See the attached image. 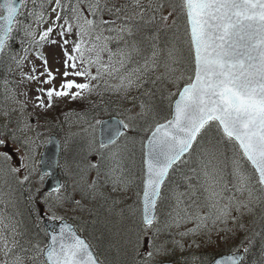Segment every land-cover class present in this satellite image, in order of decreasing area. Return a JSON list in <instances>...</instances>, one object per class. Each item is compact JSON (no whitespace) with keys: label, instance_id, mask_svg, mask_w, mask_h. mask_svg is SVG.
Here are the masks:
<instances>
[{"label":"trees","instance_id":"1","mask_svg":"<svg viewBox=\"0 0 264 264\" xmlns=\"http://www.w3.org/2000/svg\"><path fill=\"white\" fill-rule=\"evenodd\" d=\"M42 1L45 2L36 0L35 4L40 7ZM101 3L104 5L102 19L107 21L103 25V35L111 37L107 41L108 48L113 53L123 51L130 55L125 58L124 67L120 71L112 72L111 75L105 73L99 79L106 77L104 83L93 81V94L70 105L60 106L53 103L54 108L52 107L48 121L55 126L53 132L62 140L60 172L64 184L58 193L50 196L63 191L62 202L82 207L85 215L80 218V230L103 264H145L141 255L146 241L141 217L144 143L157 123L165 122L171 117L177 94L170 96L166 89L169 65L180 70L176 77L179 91L189 82V76L194 75L193 51L187 17L181 7L182 0H101ZM160 5L163 7H159ZM21 17L22 15L19 16ZM162 17H168L167 21ZM121 27L124 28L123 31H120ZM16 34L17 31H14L13 39L8 42L0 58V114L2 108L8 106L7 89L9 84H13L12 60L19 49ZM72 35L76 38L75 30ZM101 55L102 62L108 64V52ZM120 58L115 55L113 61H119ZM114 66L120 67L119 63ZM134 69L138 71L133 72ZM122 78L125 85L128 78L133 83L127 87L121 86ZM128 113H135L134 118L138 125L124 135L118 142L120 144L122 141L120 146L115 144L106 148V151L120 148L119 152H115L119 157L117 161L122 164L123 177L139 193L133 201L117 212L111 210L108 203L99 196L95 185H90V172L94 170L102 174L104 162L107 160L106 154L99 159H93L94 153H101L105 149L97 146V150L92 153L90 145L97 140L100 120L115 115L125 118ZM19 122L20 120L15 122L9 117V122L6 123L0 118V139L14 142L15 137L12 134ZM2 146L3 144L0 148ZM4 154L0 151V237L7 241L12 251L9 257H5L3 244L0 243V264L15 255L23 256L24 261L31 264H40L42 256L35 261L31 257L36 255V245L44 247L48 244V233L43 219L58 214L52 210L47 211L48 205L44 200L47 194L36 186L34 175L25 171L23 166L13 163L11 159L6 160ZM238 165L243 168V173L253 176V182L259 191H264L257 182V174L242 157L238 147L223 136L222 130L214 122L206 126L191 152L173 167L164 183L157 204L156 223L160 229L150 238H172L169 225L179 214L184 215L187 212L189 216L200 218L202 211L213 212L204 191L206 170L218 172L225 186L224 202L227 198H232L236 177L234 172ZM13 168H18L19 171L13 172ZM25 175L29 176L27 181L23 179ZM95 192L97 193L93 194ZM261 201L264 203V198ZM131 210H136L137 216H132ZM120 217L127 219L123 226L129 227V234L119 240L117 222ZM68 220L79 228L77 223ZM248 223L240 242V249L245 252L242 264H264V208L257 209V217ZM205 255L210 257L208 262L204 260ZM217 255L220 253L199 251L194 260L189 254L183 259L171 261L178 264H208Z\"/></svg>","mask_w":264,"mask_h":264},{"label":"snow or ice","instance_id":"2","mask_svg":"<svg viewBox=\"0 0 264 264\" xmlns=\"http://www.w3.org/2000/svg\"><path fill=\"white\" fill-rule=\"evenodd\" d=\"M26 4L27 0H0V54L4 53L8 42L13 39V32L19 30L18 18L23 14L22 8ZM181 7L187 17L194 75L189 76V82L178 91L171 119L157 123L147 138L143 191L145 230L155 220L154 209L160 195V186L169 169L192 149L201 131L213 122L222 130L223 136L238 147L242 157L257 174V182L264 188V0H182ZM51 11L56 14L55 18L52 25L40 33L37 44L45 42L57 27L61 37L75 30L76 40L72 52L64 53L65 68L72 69V72L64 71V79L59 88L41 90L48 98V106H51L53 97L71 96L76 99L90 92L91 81L101 79L105 73L111 75L112 72L120 71L124 67L125 58L130 55L123 51L113 53L108 48L107 41L111 37L103 35V25L107 21L102 19L104 5L101 0H55ZM28 15L34 17L37 24L44 22L42 11L38 12L34 8ZM162 19L167 21L168 17ZM30 28L31 25H27L25 33L34 38L35 33ZM123 30L121 27L120 31ZM68 43L64 39L62 46ZM104 52L109 54L108 64L102 62L101 54ZM115 55L121 57L119 61H113ZM44 63L47 65L46 60ZM116 63H119V68L114 66ZM78 65L86 66L77 70ZM92 67L96 68L95 75L91 72ZM70 74L83 77L88 83L69 80ZM131 75L132 72L129 77ZM47 76L44 83L52 84L56 79L50 71ZM28 79L35 77L29 76ZM132 83V79L128 78L125 85L122 78L121 86L127 87ZM37 99L41 100L40 106H44L43 100L40 97ZM118 124L110 132L111 144H115L125 135V130L131 127L123 120ZM4 143L0 139V145ZM107 146L101 144V148ZM4 158L10 159L7 153ZM12 171L18 172L19 169L13 168ZM234 174L239 179V190H244L250 177L240 172L238 166ZM46 175L49 173L41 175V181ZM204 177V191L209 207L216 209L217 218L227 216L228 206L219 207L225 186L218 172L206 170ZM23 179L27 181L29 176L25 175ZM52 191L58 193L60 188H53ZM249 193L251 195L250 189ZM50 219L61 221L59 232L51 233L50 242L44 247L36 245V255L31 259L39 260L42 256L40 264H98L89 245L69 225L63 223L62 217L53 214ZM0 243L3 244L5 257H9L12 250L7 241L0 237ZM148 255L151 256V253ZM4 264H24V257L12 256L5 259ZM216 264H239V257L233 254L216 261Z\"/></svg>","mask_w":264,"mask_h":264},{"label":"rangeland","instance_id":"3","mask_svg":"<svg viewBox=\"0 0 264 264\" xmlns=\"http://www.w3.org/2000/svg\"><path fill=\"white\" fill-rule=\"evenodd\" d=\"M40 3H42L43 7L34 4L33 0H27L26 7L22 8L24 13L19 18L20 23L17 25L19 30L16 36L19 49L12 60L14 79L13 84H9V89H7L8 106L2 108L3 111L0 114V118L6 123L9 122V117L15 122L18 120L20 122L16 131L12 134L15 137V141H5L0 151L7 153L13 163L19 164L20 167L23 166L25 171L33 174L36 186L42 189L45 179L41 181L39 157L45 144L48 142L49 135L54 133L55 126L48 121V116L54 108L53 103H58L60 106L63 104L70 105L73 102L86 98L89 94H93L95 87L93 81H91L92 90L90 92H85L76 99H72L71 96L53 97L51 106H48V98L45 92L41 90H47L50 87L59 88V84L64 79V71L72 72V69L65 68L64 53L65 51L72 52L73 42L76 38L72 34L61 37L59 35L60 29L57 27L45 42L37 44L40 33L52 25V21L56 15L51 11L52 7L55 6V0H45V2L42 1ZM34 8L38 12H43L44 22L37 24L35 18L28 15V12ZM59 23L62 24L63 21ZM27 25H31L29 30L35 33L34 38L26 35L25 27ZM64 39L69 41L66 46H62ZM25 49H27V52H25ZM45 60L47 61V65L44 63ZM84 66L78 65L77 70H80ZM49 71L56 78L52 84L44 83L48 79L47 72ZM91 72L95 75L96 68L92 67ZM178 73H180V70L177 67L169 65L166 72V89L170 96L178 93V80L176 78ZM29 76L35 77V79H28ZM68 79L74 80L77 83H88L83 77L71 74L68 76ZM105 80L106 77L99 81L104 83ZM38 97L43 100L44 106H40L41 100L37 99ZM134 116L135 113H128L127 117L123 118L125 122L131 125L129 129L135 128L138 125ZM90 135L88 134V136ZM32 141L35 143H31ZM121 143L117 146H120ZM90 148L92 153L97 150L98 147L95 141L92 142ZM119 149V147H116L107 151L105 149L101 153L100 151L94 153L93 159H99L103 154H106L107 160L104 162L102 174L94 170L89 174L90 185H95L99 196H102L111 210L117 212H120L128 202L133 201L139 193L123 177L122 164L117 161L119 157L116 152H119ZM24 165H27V167ZM238 167L239 171L242 172L243 168L240 165ZM244 174L250 177L248 186L242 191L239 190V179L236 176L234 179V192L231 195L232 198H227L225 202L223 199L220 200L219 207L228 206L227 216L217 218L218 214L214 208H211L212 213L210 211L200 212V218L189 216L187 212L184 215L179 214L169 225L170 231L173 234V237L170 239L160 237L155 240L150 238L160 229L156 223L158 220L154 226L148 227L147 230L143 228V235L146 237V241H144L141 250V255H143L142 261L145 264H162L172 259H183L189 254H191L194 260L198 257L199 251L221 254L239 251L240 242L246 232L248 222L257 217V209L264 208V203L261 201L264 198V191H259L257 185L253 182L252 175L245 172ZM249 189L251 190V195ZM61 195H63V191L58 195H47L44 198L48 205L47 211H55L58 217L72 220L81 229L82 220L80 218L82 215H85L82 213V207L62 202ZM57 196L59 197L58 200L56 199ZM47 211L45 212L47 213ZM137 214L136 210H131L132 216H137ZM87 219H89V216ZM126 220V218L120 217L117 222V232L120 233L118 235L119 240L123 239L126 234H129V227L123 226ZM148 253H151V256ZM204 260L208 262L210 257L205 255ZM24 264L31 263L24 261Z\"/></svg>","mask_w":264,"mask_h":264},{"label":"water","instance_id":"4","mask_svg":"<svg viewBox=\"0 0 264 264\" xmlns=\"http://www.w3.org/2000/svg\"><path fill=\"white\" fill-rule=\"evenodd\" d=\"M0 57H1V54H0ZM176 99H178V95H177ZM175 100L173 102L172 113H173V110H174ZM171 117H172V115H171ZM119 121H121V119L119 117L112 116V117L103 119L100 122L99 128H98V140H99L100 146H101L102 143L108 144V146L111 145V143H109L110 132H111L112 129H114V128L119 126V124H118ZM146 145H147V140L145 142V161L147 159V147H146ZM61 149H62L61 148V142H60V139L58 138V136L55 135V134L50 135L49 142L46 144V146L44 148V151H43V153L41 154V157H40V171H41V175H43L44 173H49V175H46L47 177H46V180L44 182L43 190H44L45 193H53V191H52L53 188L59 187L61 189V187H62V178H61V173H60ZM188 153H185L183 157H185ZM183 157L169 169L168 175H169L171 169L176 164H178L183 159ZM145 161H144V164H145L144 183H145V179H146V163H145ZM168 175L166 176L164 182L166 181ZM163 184L160 186V193H161V188H162ZM143 191H144V186H143ZM159 197H160V195H159ZM159 197L157 198V201H158ZM157 201H156V204H157ZM142 204H143V193H142ZM154 214H155V219H156V214H157L156 207L154 209ZM142 217H143V214H142ZM43 223H44V227L46 228V230L48 232V237H50V234L53 233V232H56L58 234L61 221L57 222V221H52L51 219L46 218ZM63 223H66L67 225H69L71 227V229L76 233V235L78 237H80L81 239H83L89 245V250L93 253L94 257L98 261V264H102L100 262L98 256H97L96 252L94 251L93 247L88 242V240L81 234V232L72 223L68 222L67 220H63ZM49 242H50V239H49L48 243ZM231 255H233V254H226V255L219 256L211 264H216V261L225 259V258H227L228 256H231ZM234 255L239 257V264H240L242 262V259H243V256H244L243 252H237ZM163 264H175V263L166 262V263H163Z\"/></svg>","mask_w":264,"mask_h":264}]
</instances>
